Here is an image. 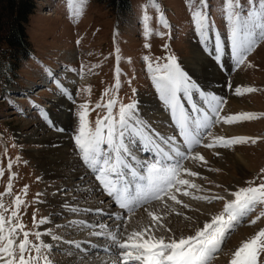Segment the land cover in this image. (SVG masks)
Returning a JSON list of instances; mask_svg holds the SVG:
<instances>
[{
    "label": "snow or ice",
    "instance_id": "obj_1",
    "mask_svg": "<svg viewBox=\"0 0 264 264\" xmlns=\"http://www.w3.org/2000/svg\"><path fill=\"white\" fill-rule=\"evenodd\" d=\"M185 2L194 33L204 51L209 50L210 33L214 37L212 58L222 72L226 71V57L231 60L232 71L245 65L253 67L248 60L249 54L264 42V0H222L226 35L216 29L210 20L208 0H198L195 5L193 0ZM81 7V0H68L69 18L73 10L75 15H80ZM153 7L157 12V21L164 28H169L155 0ZM148 19L147 15L143 17L145 37L150 32ZM156 35L170 37L167 32H157ZM79 43L78 39L76 44ZM144 47L149 45L145 43ZM161 47L167 50L168 44ZM143 60L157 98L169 116L170 131H158L143 119L137 100L118 104V97L113 95V91L120 88L119 67L115 69L116 82L103 90L101 99L95 104L103 115H97L93 122L89 119L92 107L88 100L76 106L70 135L73 155L90 171L99 189L111 199L118 211L107 213L112 226L85 220L69 222L68 226L92 229L88 235L105 239V245L75 240L63 243L85 254L102 249L106 254L117 256V264H210L238 225L247 220L249 226H254L264 220V166L241 183H218L204 172L218 173L221 169L213 167L199 149L207 150L212 157H220L221 149L255 145L264 137L228 136L216 134L212 129L214 126L251 121L264 117V113L225 112L226 97L193 79L175 55L167 54L155 59L145 55ZM40 68L49 82L55 84L58 93L75 103L62 78L42 63ZM58 70L81 74V70L69 65H58ZM223 87L234 95L264 91L236 85L233 92L230 78ZM88 91L87 87L78 88L76 94ZM135 91L132 89L134 96ZM29 104L35 106L31 99ZM39 114L54 131H65L55 126L43 108L39 109ZM12 167V159L9 158L7 183L0 192V264H53L50 258L53 245L42 237L48 236L57 243L63 238L50 228L40 229L49 220L48 217L37 219L35 209L31 227L22 222L28 202L21 193L26 196L29 186L24 185L20 192L13 193L16 173L11 171ZM4 175L5 168L0 167V177ZM36 179L41 178L37 176ZM6 195L11 197L9 205L3 200ZM39 196L40 193H37L31 203L39 202ZM212 205L218 207L212 210ZM64 207L71 213L105 214L100 208L81 209L67 203ZM137 209L146 214L147 222L129 230L130 219ZM172 215L182 217L185 229H173L170 222ZM83 244H88V248H84ZM227 255L226 264H264V226L242 240Z\"/></svg>",
    "mask_w": 264,
    "mask_h": 264
},
{
    "label": "rangeland",
    "instance_id": "obj_2",
    "mask_svg": "<svg viewBox=\"0 0 264 264\" xmlns=\"http://www.w3.org/2000/svg\"><path fill=\"white\" fill-rule=\"evenodd\" d=\"M34 1L35 9L24 24L31 48L28 51V56L25 59H19L15 63L17 65V69L14 71L15 75L7 76L6 80L0 77V167L5 168L4 177H0V192L3 191L7 183V164L9 158H11L13 164L11 171L16 173L13 181V193L20 192L24 185L29 186L26 196L21 193V196L28 202L21 218L26 227H31L32 212L35 209L37 219L48 217L49 220L45 225H41L40 229L50 228L54 234L62 236V233L56 229V225L60 221L51 220V213L48 211L47 203L44 202V197L52 191V193L57 192L60 195L70 194L68 189L59 191L53 189L50 192V189L57 185L58 181L56 179L50 181L45 179L42 168L28 156V152H31L32 149L47 148L46 144H30L29 139L35 140L36 137L56 132L41 119L39 109L43 108L48 113L50 108H45L44 105L58 103L57 100L59 101V99L61 102L63 101L65 104L64 113L67 114L66 116L69 119L66 126H64L65 138L69 141L70 149L73 148L70 135L75 119L76 106L84 100H88L92 107V111L89 112V119L93 122L97 115H103V111L96 108L95 104L101 99L103 90L116 82L115 69L117 67L120 69V88L114 90L113 95L118 97V104L128 103L131 99L137 100L139 102L138 108L142 111L141 117L145 114L141 104L145 108L148 107V111L154 113L156 110L164 109L152 86L143 56L148 55L151 59H155L156 57H164L167 54L175 55L181 66L192 78L203 85L204 78L198 76L199 74L196 72L198 69H193V66L202 67L201 63H196L193 59L194 52L205 58L204 67L208 66L207 71L211 72L212 76H216V73L220 72L223 74L219 94L226 97L225 112L229 113L228 111L233 110L230 107L233 104L230 102L237 99L239 101L238 105L240 104L242 107L237 113H264V91L234 95L229 94V90L223 87L230 78L233 84V92L236 85L264 89V42L257 45L253 52L249 54L248 60L253 67L245 65L232 71L231 60L226 57V71L222 72L212 58L214 55V37L210 33L209 50L204 51L199 43V38L194 33L190 11L185 0H155V3L160 6L164 19L170 25L167 29L157 21V12L153 7V0H131V9L125 14L115 13L105 4H98L91 0H81V14L77 16L73 10L71 18L68 14V0ZM197 2L198 0H193L194 5ZM208 3L210 20L214 23L216 29L226 35L222 19V0H208ZM145 15L149 18L147 23L150 32L147 37L143 35V17ZM157 32H167L170 37L156 35ZM78 39L80 41L79 45L76 44ZM145 43L149 45L148 48L144 47ZM165 43L168 44L167 50L161 47ZM117 49L119 53H117ZM117 55H119V59H117ZM71 56L74 58L70 59ZM7 61L1 60L0 62L7 65ZM37 62L53 69L62 78L64 86L68 88L69 93L74 97L75 103L58 93L55 84L49 82V78L42 73L40 63ZM82 64L84 65L83 69H81ZM58 65H69L72 68L81 70V74L71 71H59ZM68 73H72L77 79L82 77L84 79L82 78L81 82L77 81L72 84L70 79L66 77ZM64 77L66 79H63ZM233 78H236V82ZM83 87H87L89 91L77 95L76 89ZM132 89L136 90L135 96ZM29 99L35 102V106L29 104ZM234 105L236 106V104ZM51 109L54 113L53 116L60 112V106L53 105ZM55 126L57 127L56 123ZM215 127H218L228 136L264 137V117H257L254 120L242 121L234 125L214 126L213 129ZM239 129L243 131H239ZM167 131H170V129ZM213 132L224 135L216 131ZM199 150L201 151V149ZM220 151L222 153L220 157H212L211 155V158L208 159L213 167L219 168L221 171L218 173L204 172L210 179L218 183H241L251 178L261 166H264V140H258L255 145H236L233 149H221ZM205 152L207 151L205 150ZM240 155L243 156L242 158L245 161L244 168L241 170L235 162V158ZM78 168H83L82 164ZM199 170L204 171L203 169ZM37 176L41 179L37 180ZM93 179L92 182H89L92 187L86 192V198H76L65 203L70 206L80 207V205H86L89 207L94 202V205L100 209L109 208L108 211L110 212L118 211L109 197L100 198L103 192L99 189L98 182L95 181L94 177ZM64 180H66V183L68 182L67 179ZM205 186L209 187V185ZM37 193H40L39 202L31 203ZM91 198L94 200H90ZM3 200L6 205H9L11 197L6 195ZM52 207L57 209V206ZM217 207L218 205H212L211 209L215 210ZM63 208L65 207L62 205L60 211ZM124 215H127V213H124ZM69 217L76 220L88 218L97 224L104 223L109 226L113 224L107 213L97 215L95 212H81L78 214L69 212ZM132 219L133 217L130 219L131 222ZM262 226H264V220L258 221L254 226H249L247 220H245L224 241V254L221 256L220 261L214 263V259L218 257L219 253L213 257L210 263L226 264L227 254ZM71 228L76 229L73 238L75 241H79L76 239L82 237L88 240H96L101 246L107 243L103 238L89 236L88 233L92 231L90 228L80 227L78 229L75 225ZM181 229L176 228L178 231ZM42 239L47 243H55L52 244L53 249L50 252L53 264L63 261L67 263L69 254L79 256L77 261L68 264H117L118 261L117 256L106 254L102 249L90 250L85 254L63 242L52 241L48 236H44ZM83 246L88 248V244H83ZM65 248L66 250H64Z\"/></svg>",
    "mask_w": 264,
    "mask_h": 264
},
{
    "label": "bare ground",
    "instance_id": "obj_3",
    "mask_svg": "<svg viewBox=\"0 0 264 264\" xmlns=\"http://www.w3.org/2000/svg\"><path fill=\"white\" fill-rule=\"evenodd\" d=\"M74 58V57H70ZM193 59L195 60L196 63H201L202 67L199 66H193V69L196 70L198 69V71H196L200 76V78H204L203 79V85L206 86L208 89H213L217 94H219L220 92V82L223 78V74L220 73H216V76H212L211 72L207 71V67L205 66V58L194 52V56ZM68 79H70V82L72 84H75L77 81H82L83 79L79 78L77 79L76 77L73 76L72 73H68L67 76ZM234 82H236V78H233ZM22 99V98H21ZM54 100V99H53ZM53 100H51V102H53ZM58 103L55 104H46L43 107L45 108H50L48 110V114L49 116L52 115V117H50L56 124L57 127L59 128H64V126H66V124L68 123L69 119L66 116L67 114L64 113L65 111V104L63 103V101L61 102L60 99L59 101L57 100ZM231 104H233L232 106H230L233 110L232 111H227L229 113H237L238 110H241L242 107L240 106V104L238 105L239 101L237 99H233L232 102H230ZM236 104V106L234 105ZM60 106V112L56 115L53 116V111H52V106ZM142 108L145 111V114L142 116L143 119H145L146 121H148L149 123L152 124L153 127H157L156 128L158 131L161 132H165L167 130H169V116L165 112V109H160V110H156V112H152V111H148L149 108L146 107L141 104ZM161 111V112H160ZM139 113L141 115L142 111L139 109ZM158 122V124H157ZM40 129V128H39ZM164 129V130H162ZM213 131H216L218 133H223L222 130H220L218 127H215L213 129ZM239 131H243L240 130ZM239 133V132H238ZM224 135H228L223 133ZM66 134L65 131L64 132H51L46 136H42V137H36L35 140H31L29 139L28 142L31 144H46L47 148L45 149H39V150H35L32 149L31 152H28V156L30 158H32L35 163L42 168L43 170V175L44 178L47 180H51V179H56V181H58L57 185H54L51 189L50 192L54 189L59 191V190H64V189H68L70 191L69 195H60L57 192L55 193H48L45 195L44 197V202L47 203V207H48V211H50L51 213V220H59L60 222L57 223V225H62L63 227H57L56 225V229L58 230V232L60 231V233H62V238L63 241H72L73 238L75 237V231L76 229L71 228V226L69 225L70 221L76 220L74 218H70L69 217V211L66 208H63L62 211H60L61 206L65 205V202H70L76 198H86V192L92 187L91 183H89L92 179L93 176L90 174V171L88 169H86L85 167L83 168H78V166L81 165V162L78 160V157L76 155H73V148L70 149V145H69V141L65 138ZM56 147H55V146ZM202 154H204L206 156V158H211V153L205 152V150L201 149ZM243 156H239L238 158H235V162L236 165L239 167V169H243L244 168V159L242 158ZM66 168V169H65ZM67 179L68 182L66 183ZM94 180V179H93ZM61 182V183H60ZM92 182V181H91ZM103 194L102 196L100 195V198L102 197H108L106 194ZM90 200H94L93 198H91ZM52 206H57V209L52 207ZM205 207V206H202ZM80 208H88V209H96L98 208L97 206L94 205V202L91 203L89 205V207H87L86 205H80ZM109 208L107 209H103L104 213H110ZM138 211H136V214L133 216L132 222L130 221L128 228L129 230H131L132 228H136L138 227L141 223H146L147 222V218H146V214L142 213V210L137 209ZM112 212V211H111ZM114 212V211H113ZM85 221L88 222H92V220L88 219V218H83ZM168 219V218H166ZM201 220L203 219V217L200 218ZM81 220V219H80ZM170 222H171V226L173 227V229L176 230V228H182L185 229V222L183 221L182 217H176V216H171L170 217ZM78 229H80V227L77 226ZM245 229V228H244ZM243 230V229H242ZM249 230V229H248ZM178 231V230H177ZM247 231V230H246ZM76 240H79L81 242L83 241H91V243L93 244H97L100 245V243H98L96 240V242L93 239H86V238H82L79 237ZM52 242V241H51ZM228 242V241H227ZM229 243V242H228ZM227 243V244H228ZM50 244H55L54 242L50 243ZM226 244V243H225ZM84 247V246H83ZM85 248V247H84ZM63 249V248H62ZM66 250V248L64 249ZM224 254V247L222 249V251L220 252V254L218 255V257H215L214 259V263L218 261H220L221 256ZM78 256L77 254L68 255V262L66 263L65 261L63 262H59V263H55V264H68L74 261L78 260ZM217 259V260H216ZM106 264V263H104ZM211 264V263H210Z\"/></svg>",
    "mask_w": 264,
    "mask_h": 264
},
{
    "label": "trees",
    "instance_id": "obj_4",
    "mask_svg": "<svg viewBox=\"0 0 264 264\" xmlns=\"http://www.w3.org/2000/svg\"><path fill=\"white\" fill-rule=\"evenodd\" d=\"M105 4L115 13L125 14L131 9V0H91ZM35 9L34 0H0V77L15 75L16 62L25 59L30 51L24 24ZM8 83V82H6Z\"/></svg>",
    "mask_w": 264,
    "mask_h": 264
}]
</instances>
